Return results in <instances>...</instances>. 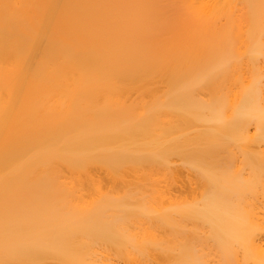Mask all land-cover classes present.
<instances>
[{"label": "bare ground", "instance_id": "6f19581e", "mask_svg": "<svg viewBox=\"0 0 264 264\" xmlns=\"http://www.w3.org/2000/svg\"><path fill=\"white\" fill-rule=\"evenodd\" d=\"M0 264H264V0H0Z\"/></svg>", "mask_w": 264, "mask_h": 264}]
</instances>
